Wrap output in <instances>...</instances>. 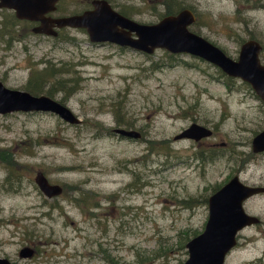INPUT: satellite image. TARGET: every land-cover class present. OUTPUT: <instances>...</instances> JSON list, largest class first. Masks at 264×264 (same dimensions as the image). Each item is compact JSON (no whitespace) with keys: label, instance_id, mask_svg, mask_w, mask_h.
Returning <instances> with one entry per match:
<instances>
[{"label":"rangeland","instance_id":"rangeland-1","mask_svg":"<svg viewBox=\"0 0 264 264\" xmlns=\"http://www.w3.org/2000/svg\"><path fill=\"white\" fill-rule=\"evenodd\" d=\"M164 1L110 0L146 23L165 14ZM175 1L195 13L188 27L230 57L255 38L264 61V0ZM89 6L58 0L52 14ZM18 24L21 38L13 46L1 34L0 80L28 90L32 72L54 67L38 93L81 120L43 110L0 112V256L17 264H180L185 241L204 225L211 191L235 173L264 185V150L250 145L264 128V103L247 82L187 52L171 60L163 48L146 53L90 41L79 27L54 36ZM12 26L9 11L0 10V33ZM191 121L212 134L173 139ZM118 126L141 134L119 135L112 131ZM36 170L62 192L46 196L34 182ZM243 207L259 221L238 231L224 264H264V192ZM25 244L35 248L31 257L18 255Z\"/></svg>","mask_w":264,"mask_h":264},{"label":"water","instance_id":"water-1","mask_svg":"<svg viewBox=\"0 0 264 264\" xmlns=\"http://www.w3.org/2000/svg\"><path fill=\"white\" fill-rule=\"evenodd\" d=\"M57 0H0V6L12 8L18 18L38 20L32 27L34 32L55 35L54 27H81L90 41H108L120 46H129L146 53L155 48L168 52H187L216 65L229 76L247 82L264 103V61L260 59L261 43L255 38L243 40L236 58L206 37L188 26L196 16L187 6L175 12L163 14L155 22H140L122 14L108 0H90L91 7L79 12L50 15L56 9ZM43 110L56 113L62 120L79 123L80 118L63 102L45 94H34L25 89L5 86L0 80V112L12 110ZM113 132L127 137H139L134 128L113 127ZM212 128L191 121L173 139L191 138L198 140L212 134ZM224 143V142H220ZM216 145V144H215ZM251 150H264V128L250 140ZM34 182L48 197L60 193L62 186L50 182L41 170H36ZM264 192L263 184H248L238 173L207 196V217L202 229L188 238L184 246L187 257L180 264H224L227 252L235 245L238 231L245 225L259 221V217L245 211L243 201L249 196ZM32 248L22 246L19 256H30ZM0 264L12 263L0 257Z\"/></svg>","mask_w":264,"mask_h":264},{"label":"flooded vegetation","instance_id":"flooded-vegetation-1","mask_svg":"<svg viewBox=\"0 0 264 264\" xmlns=\"http://www.w3.org/2000/svg\"><path fill=\"white\" fill-rule=\"evenodd\" d=\"M57 2H58V0H57ZM57 2H56V9H55V10H57ZM108 2L111 4V6H112L113 8H115V7L112 5V3L110 2V0H108ZM89 4H90V0H89ZM89 7H91V4H90ZM89 7H86V8H89ZM4 9H6L7 11H9V14L11 15V22L13 23V26H12L11 29L8 28L7 31L4 30V29H2V30H1V33H0V39H3V38H2L3 35H1V34L6 33V34H7V39L5 40V46H6L7 48H9V47L13 46L14 41H19L20 38H21L20 26H19V24H18L20 21L24 20V21L30 23V24H31V25H30V30H31L32 32H34V31L32 30V27H33L34 25L38 24L39 22H38V20H30V19H27V18H18V17L15 16L14 10H13L12 8L5 7V6H0V10H4ZM84 9H85V8H84ZM115 9L118 10L119 12H121L122 14L127 15V14H125L123 11H121V10H119V9H117V8H115ZM55 10H54V11H55ZM82 10H83V9H82ZM176 11H177V10H176ZM52 12H53V11L49 12L48 14L53 15V16L61 15V14H68V13L52 14ZM127 16H129V15H127ZM129 17H131V16H129ZM131 18H133V17H131ZM133 19H134V18H133ZM137 21H138V20H137ZM140 22H141V21H140ZM65 27H68V26L54 27L55 30H56V34H55L54 36L58 35V34L60 33V31H61V28H65ZM79 28H81V27H79ZM25 30H26V28H25ZM2 32H3V33H2ZM34 33H39V32H34ZM96 42H108V41H96ZM128 47H129V46H128ZM11 50H12V48H11ZM202 138H203V137H202ZM202 138H201V139H202ZM199 139H200V138H199ZM198 141H200V140H198ZM211 144H212V143H211ZM218 144L223 145L224 143H218ZM218 144H217V145H218ZM61 192H62V189H61L60 193H61ZM60 193H58V194H60ZM58 194H57V195H58ZM54 196H56V195H54ZM50 197H52V196H50ZM23 246H29V247H31V248H32V254L35 253V248H34V246H32V245H27V244H25V245H23ZM21 247H22V246H21ZM21 247H20V248H21ZM20 248H19V249H20ZM19 249H18V251H19ZM32 254H31V255H32ZM31 255H30V256H20V257H31ZM0 257H4V256H0ZM8 259H9L12 263H16V262H14L13 260H11L10 258H8ZM16 264H17V263H16Z\"/></svg>","mask_w":264,"mask_h":264},{"label":"trees","instance_id":"trees-1","mask_svg":"<svg viewBox=\"0 0 264 264\" xmlns=\"http://www.w3.org/2000/svg\"><path fill=\"white\" fill-rule=\"evenodd\" d=\"M163 3L165 4V14L166 13L175 12L176 10L181 8V6H178V5L174 6L175 3H176L175 0H166ZM168 53H169V57H171V60H172V56L174 55V53H172V52H168ZM54 75H55L54 67H50V66L49 67H44L40 71H34V72L31 73V76L28 78V84H27L26 88L31 93H38L42 89V85L43 84L45 85V81H48V79H50V77H53ZM226 77L230 79V76H226ZM63 81H64V79H62V78H58L56 80V82L58 84L63 83ZM58 87L60 89H66L62 85H58ZM66 91L68 92V90H66ZM47 92L49 93V88H48ZM215 149L216 148L214 146L210 148V150H212V151L215 150ZM208 155H209L210 158H212V154H208ZM193 233H195V232H193Z\"/></svg>","mask_w":264,"mask_h":264},{"label":"bare ground","instance_id":"bare-ground-1","mask_svg":"<svg viewBox=\"0 0 264 264\" xmlns=\"http://www.w3.org/2000/svg\"><path fill=\"white\" fill-rule=\"evenodd\" d=\"M262 50V49H261ZM227 75V74H226ZM229 76V75H228ZM233 77H235V76H233ZM244 81V80H243ZM120 135V134H119Z\"/></svg>","mask_w":264,"mask_h":264}]
</instances>
